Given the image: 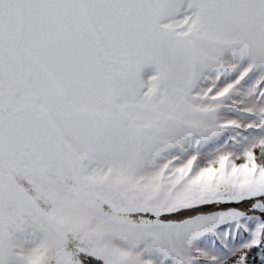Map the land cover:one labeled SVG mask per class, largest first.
Returning a JSON list of instances; mask_svg holds the SVG:
<instances>
[{
  "label": "snow or ice",
  "instance_id": "obj_1",
  "mask_svg": "<svg viewBox=\"0 0 264 264\" xmlns=\"http://www.w3.org/2000/svg\"><path fill=\"white\" fill-rule=\"evenodd\" d=\"M0 264H264V0H0Z\"/></svg>",
  "mask_w": 264,
  "mask_h": 264
}]
</instances>
